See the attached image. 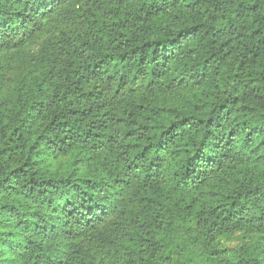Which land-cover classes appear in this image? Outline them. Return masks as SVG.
<instances>
[{
    "label": "trees",
    "instance_id": "obj_1",
    "mask_svg": "<svg viewBox=\"0 0 264 264\" xmlns=\"http://www.w3.org/2000/svg\"><path fill=\"white\" fill-rule=\"evenodd\" d=\"M0 264H264V0H0Z\"/></svg>",
    "mask_w": 264,
    "mask_h": 264
},
{
    "label": "rangeland",
    "instance_id": "obj_2",
    "mask_svg": "<svg viewBox=\"0 0 264 264\" xmlns=\"http://www.w3.org/2000/svg\"><path fill=\"white\" fill-rule=\"evenodd\" d=\"M242 243V238L239 237L238 239H236L235 241L231 242L230 244H228L230 247H236L237 245Z\"/></svg>",
    "mask_w": 264,
    "mask_h": 264
}]
</instances>
